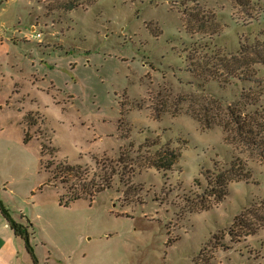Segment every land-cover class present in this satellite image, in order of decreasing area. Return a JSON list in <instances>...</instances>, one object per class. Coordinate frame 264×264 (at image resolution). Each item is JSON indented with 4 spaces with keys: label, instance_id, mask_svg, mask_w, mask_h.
I'll return each mask as SVG.
<instances>
[{
    "label": "rangeland",
    "instance_id": "rangeland-1",
    "mask_svg": "<svg viewBox=\"0 0 264 264\" xmlns=\"http://www.w3.org/2000/svg\"><path fill=\"white\" fill-rule=\"evenodd\" d=\"M63 1L0 0V193L39 264H264V225L234 227L264 214V159L203 122L253 84L190 70L191 56L261 54L264 0ZM167 148L172 168L152 166ZM235 162L251 177L217 201L209 176Z\"/></svg>",
    "mask_w": 264,
    "mask_h": 264
},
{
    "label": "trees",
    "instance_id": "trees-1",
    "mask_svg": "<svg viewBox=\"0 0 264 264\" xmlns=\"http://www.w3.org/2000/svg\"><path fill=\"white\" fill-rule=\"evenodd\" d=\"M237 4L242 6H247L251 4V0H235ZM83 0H65L61 3V7L64 10L71 11L78 7L84 6ZM203 14L202 17L196 16L198 20H203L206 17ZM203 26V23L201 24ZM260 50L261 54H254V56H249L243 52L234 53H219L215 56H204L202 59L191 56V66L190 70L196 74L207 76L211 74L213 77H218L224 82H228L230 79L238 78L240 81L252 82L253 87L242 89L239 99L234 100L230 104H227L226 108V120L221 119L215 120L216 116H211L208 109H206L203 122L206 127H211L212 125H220L226 132L225 139L227 141L236 142L238 144L245 145L251 149L258 151L262 159H264V105L262 103V96L264 95V78L259 77L260 68H256L255 65L258 62L264 63V41H258L255 47H252V52L254 49ZM192 55V54H191ZM194 61V62H193ZM217 69V70H216ZM212 117V118H211ZM31 135L27 130H25L24 142L28 143L31 140ZM155 145V143L153 144ZM44 154L42 148L41 155ZM156 156L153 157L151 161L152 166L156 168L171 169L174 165L175 154L170 149H160L155 152ZM161 159L167 160L165 164H161ZM50 163V162H49ZM47 169V167L45 166ZM49 168V167H48ZM60 173H70L77 172L80 173L81 166H73L70 163L64 162L57 166ZM48 170V169H47ZM57 172L52 176L53 181L57 177ZM251 177V172L247 167L241 162H235L231 164V167L226 172H221L213 182L210 180V188L206 192L207 194L216 195L217 201H221L223 197L228 194V185L233 180H249ZM93 183V179H92ZM112 185L110 179H105V184L97 186L95 190L88 189V187L76 188L75 191H70L71 194H67L66 204L70 202L77 201L79 199L94 196V194L101 189L105 188L106 185ZM83 187V188H82ZM81 191V192H80ZM65 197V196H64ZM63 197V198H64ZM264 203V200H262ZM204 209L208 207L205 203ZM264 209V205L262 206ZM0 211L6 220L9 222L16 237L22 238L25 243L27 251L30 253L34 264H39V259L30 243V233L28 226L17 221L12 213L10 212L8 206L0 198ZM252 211H247L245 214H251ZM242 214L236 217L234 222V227H239L243 230V234L249 235L253 233L259 225H264V214H256L254 217H247Z\"/></svg>",
    "mask_w": 264,
    "mask_h": 264
},
{
    "label": "crops",
    "instance_id": "crops-1",
    "mask_svg": "<svg viewBox=\"0 0 264 264\" xmlns=\"http://www.w3.org/2000/svg\"><path fill=\"white\" fill-rule=\"evenodd\" d=\"M29 60L31 64L34 62V58ZM0 198L7 205L1 193ZM22 245L23 243L16 237L9 222L0 211V264H34L32 257L25 253L26 250Z\"/></svg>",
    "mask_w": 264,
    "mask_h": 264
},
{
    "label": "built area",
    "instance_id": "built-area-1",
    "mask_svg": "<svg viewBox=\"0 0 264 264\" xmlns=\"http://www.w3.org/2000/svg\"><path fill=\"white\" fill-rule=\"evenodd\" d=\"M32 35H33L34 37H36V38H39V37H41L42 33L39 32V31H37V30H33V31H32Z\"/></svg>",
    "mask_w": 264,
    "mask_h": 264
}]
</instances>
